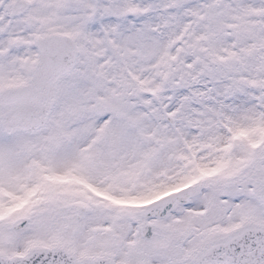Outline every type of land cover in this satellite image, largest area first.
Here are the masks:
<instances>
[{
    "label": "snow or ice",
    "instance_id": "6c2138e0",
    "mask_svg": "<svg viewBox=\"0 0 264 264\" xmlns=\"http://www.w3.org/2000/svg\"><path fill=\"white\" fill-rule=\"evenodd\" d=\"M0 264H264V0H0Z\"/></svg>",
    "mask_w": 264,
    "mask_h": 264
}]
</instances>
